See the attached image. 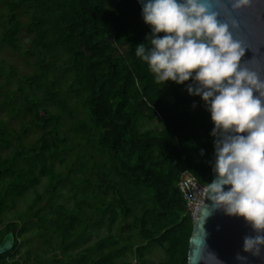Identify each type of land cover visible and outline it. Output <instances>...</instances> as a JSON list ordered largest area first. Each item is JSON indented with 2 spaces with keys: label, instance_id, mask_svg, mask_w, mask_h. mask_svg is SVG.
Masks as SVG:
<instances>
[{
  "label": "trees",
  "instance_id": "1",
  "mask_svg": "<svg viewBox=\"0 0 264 264\" xmlns=\"http://www.w3.org/2000/svg\"><path fill=\"white\" fill-rule=\"evenodd\" d=\"M150 34L138 0H0V48L34 67L0 59V242L16 235L0 264H147L156 246L153 264H188L179 181L213 180L214 125L191 81L157 83L136 56Z\"/></svg>",
  "mask_w": 264,
  "mask_h": 264
},
{
  "label": "clouds",
  "instance_id": "2",
  "mask_svg": "<svg viewBox=\"0 0 264 264\" xmlns=\"http://www.w3.org/2000/svg\"><path fill=\"white\" fill-rule=\"evenodd\" d=\"M230 5V9H229ZM253 0H146L144 23L151 34L136 46L157 83L187 85L210 112L216 177L204 192L211 205L228 216L242 217L252 229L242 240L243 252L264 251V78L242 63L250 48L238 38L241 24L232 11L249 8ZM218 6L229 14L220 19ZM164 35L161 36L160 34ZM195 106V105H194ZM203 154V150H201ZM239 253L237 261H245ZM219 264H222L219 261Z\"/></svg>",
  "mask_w": 264,
  "mask_h": 264
},
{
  "label": "water",
  "instance_id": "3",
  "mask_svg": "<svg viewBox=\"0 0 264 264\" xmlns=\"http://www.w3.org/2000/svg\"><path fill=\"white\" fill-rule=\"evenodd\" d=\"M143 7L146 0H138ZM221 11L220 19H229L227 11L215 6ZM230 9V5H229ZM234 17L241 24L239 39H243L250 48L246 49L242 63L251 61L247 66L264 78V0H253L249 8L232 11ZM213 179L216 173L212 171ZM211 201L206 199V193L201 202L199 211L193 220V231L190 238L188 264H264V251L260 257L243 252L242 238L246 234H253L252 229L242 217L228 216L223 210L217 209L208 215L206 205ZM16 235L10 231L0 242V254L12 250ZM239 253L246 256L245 261H237Z\"/></svg>",
  "mask_w": 264,
  "mask_h": 264
},
{
  "label": "rangeland",
  "instance_id": "4",
  "mask_svg": "<svg viewBox=\"0 0 264 264\" xmlns=\"http://www.w3.org/2000/svg\"><path fill=\"white\" fill-rule=\"evenodd\" d=\"M31 40H32V36L28 35L27 33H25V31H22L21 34V42L24 46V48L28 49L31 46ZM30 57V56H28ZM0 59H4L6 62L7 66H15L18 69V72L20 74H26L29 72H32L34 70V67L32 64H30L27 61V57H22L21 55H19V53H17L16 51H14L12 48H10L9 46H3L2 48H0ZM13 126L19 128L21 125V122L17 119L14 120L12 122ZM40 134V131H34L32 134L29 135V139L28 141H34L37 136ZM9 152V149H3L2 153L5 155ZM46 179L43 181V183L39 186V190H43V186L46 183ZM33 192H30L28 194V200H30L33 197ZM27 205V201L25 200H20L18 201V209L22 210L26 207ZM9 219H6V221H8ZM107 233V228L104 226L101 228L100 230V234H106ZM28 238L31 241V245H29V243H25L22 246V254H25L27 252V250H29L31 247L32 248H37L38 246H40V242H39V235L37 234V232L35 233H29L28 234ZM97 236H93L92 240H96ZM164 257V251L161 247L156 246L153 248V250L148 254L147 259L148 262L147 264H153L155 262H158L161 258ZM134 262H136V260L134 259Z\"/></svg>",
  "mask_w": 264,
  "mask_h": 264
},
{
  "label": "built area",
  "instance_id": "5",
  "mask_svg": "<svg viewBox=\"0 0 264 264\" xmlns=\"http://www.w3.org/2000/svg\"><path fill=\"white\" fill-rule=\"evenodd\" d=\"M205 187L206 184L201 183L189 168H185L181 172L179 188L187 202V208L191 213L193 220L198 214L201 202L205 195Z\"/></svg>",
  "mask_w": 264,
  "mask_h": 264
}]
</instances>
